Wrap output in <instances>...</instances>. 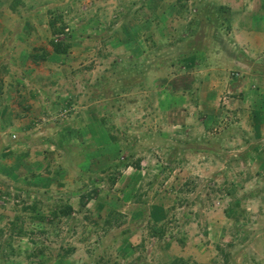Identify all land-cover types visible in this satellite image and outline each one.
Listing matches in <instances>:
<instances>
[{"label": "rangeland", "instance_id": "374dc122", "mask_svg": "<svg viewBox=\"0 0 264 264\" xmlns=\"http://www.w3.org/2000/svg\"><path fill=\"white\" fill-rule=\"evenodd\" d=\"M55 43L67 44L65 53L49 61L58 56ZM15 58L18 73L28 62L24 71L49 72L55 83L24 87L31 103L12 115L29 121L28 136L0 126V151L23 142L47 153L48 129L57 132L50 142L57 148L72 137L75 118L88 114L114 147L103 145L89 166L69 160L64 177L77 178L76 189L55 174L75 210L56 220L45 207L41 228L25 215L13 231L29 234L33 246L0 237V264H264V170L250 151L255 136L264 143L260 112L250 108L264 91V0L2 4L0 69ZM0 184V209L10 213L20 202L14 195L26 205L34 194H7ZM51 195L41 190L37 200Z\"/></svg>", "mask_w": 264, "mask_h": 264}, {"label": "crops", "instance_id": "0c3cea01", "mask_svg": "<svg viewBox=\"0 0 264 264\" xmlns=\"http://www.w3.org/2000/svg\"><path fill=\"white\" fill-rule=\"evenodd\" d=\"M23 0H0V5L5 4L9 6L10 10H16L17 3L22 4ZM46 26H44L45 28ZM40 28V27H38ZM54 30V28H53ZM31 33H25V40H23L26 43V48L21 50V53H25V60L27 61L31 49L29 48V44L31 43L28 41L27 38ZM24 43V44H25ZM2 44V43H1ZM23 44V45H24ZM40 44H45L44 42H40ZM53 46H59L60 49L57 51V55H50V60H55L56 57L62 56L65 51H63L66 45H63V43H55ZM20 44L17 42L15 44L14 49L12 48L10 52V56L14 57L18 55ZM16 48L18 51H16ZM14 50V51H13ZM13 52V53H12ZM12 53V55H11ZM28 56V57H27ZM34 59L38 60H44L43 58L32 56ZM15 60V61H14ZM7 62V65L4 69H0V126L3 128V132H10L11 134H16L17 136H28L27 134H23V131L26 130L28 126L29 121L24 122L23 120H17L15 114L12 115V112L14 110L18 111L19 106L21 105L22 108L27 107L30 104L31 100L28 99L29 96H27V93L29 92L28 88L24 87H31L32 85H37L36 83L38 81H42L41 84L47 85V84H54L55 82L50 81L49 72H37V73H31L24 71L26 69V66H29L30 64L27 62L26 66L23 68L21 73H18V70L15 71L14 66L18 69L19 60L14 59ZM46 63V62H43ZM20 70V69H19ZM55 78H58L55 76ZM53 79V78H52ZM30 82V84H29ZM44 88V87H43ZM25 101L26 103H23ZM250 108L253 114L259 113V116H261V122L258 126L262 127L264 125V91L261 93H256V95H252V102L250 100ZM259 111V112H258ZM74 119V118H72ZM100 121H97V118L91 116L88 114V117H77L75 118V121L72 122V128L74 131H71L70 136L75 137V139H71L72 137H64L65 139L59 140L60 146L56 148L54 147L52 140L55 142V138L57 137V132H54L53 129H48V135H45L44 138H49V141H46L47 144H50L49 147L43 146L42 150H47L43 153L40 152L38 149H30L29 147L23 145L25 143L22 142L21 145H13L11 148L4 149L0 151V182H4L5 186L3 185V190L6 191L8 194H13V191L15 193H19L22 191V189L27 188L28 190H34V194L29 196L27 199L30 202L20 203L21 202V196H15V199H18L20 202L16 205L12 204V206L16 207L17 209L15 212L10 213V207L4 211L0 209V215L3 216L4 220H8V229H0L2 232L1 239H7L11 238L18 239L23 237L24 242H28L29 245L33 246V243H31V237H29V234H25V236L22 235H15L13 231V227H18L22 229V224L25 221L27 217H24L25 215L29 216L30 219H32V222L34 223L35 227L41 228L43 224H41L40 221L47 220L48 217H44L42 212H44L45 207L49 208L48 216H51L53 218L61 219L62 217L59 216V212L61 211H67L69 210H75L74 203L72 204L70 200H68V196L66 195L68 191H66L64 188H61L60 183H54V177L55 174H57L58 180L64 184L67 183L69 177H64L66 174L68 175L70 172L66 171V166L69 164V160L72 158L73 160H80L78 163H74L76 167H83V165L89 166L91 165L95 159L98 158V149L104 148H112L114 147V144L112 143V140L109 139V135L107 132L104 131H97L99 128L97 127V123ZM21 127V128H20ZM260 133L263 134V131L260 129L258 130ZM19 132V133H17ZM33 138V136L29 135ZM69 136V135H68ZM100 138V139H99ZM42 139V141H43ZM255 145L252 150V157L254 159H258L257 166H254L255 168H258L259 171L264 170V161L261 160V158L264 159L263 156H259V152L262 150L264 152V143L261 142L258 137L255 136ZM100 143V141H102ZM110 142V143H109ZM72 143L76 144L75 149H72ZM78 144V145H77ZM3 149V148H2ZM249 151V152H250ZM35 152V153H32ZM249 152L247 154H249ZM43 157V165L41 164L40 157ZM36 160V161H35ZM96 164V162H95ZM91 169L88 171L90 173ZM73 172H78L77 170H73ZM42 176V177H41ZM42 179V182L40 181ZM4 180V181H3ZM53 181V182H52ZM77 178L69 180V182L66 184V188L74 186L78 188L79 183L76 185ZM2 185L0 184V187ZM2 188V187H1ZM41 190H46L50 195L53 190H57L58 196L51 195L50 200L46 201L43 204V200H37L39 199L38 193ZM9 191V192H8ZM3 193V192H2ZM29 195V194H28ZM35 195V198H34ZM33 198V199H32ZM42 203V204H41ZM81 204V201H77V204ZM41 204V205H40ZM85 204V203H84ZM88 204V203H87ZM20 205V206H19ZM22 205V207H21ZM11 207V208H14ZM23 210V212H22ZM29 211V213H27ZM116 212V211H115ZM8 214V215H4ZM42 216V217H40ZM40 217V218H39ZM1 218V217H0ZM37 221L38 224L35 222ZM53 223V222H51ZM10 226V227H9ZM38 230V229H37ZM40 230V229H39ZM41 229V233H42ZM36 231V230H34ZM21 236V237H20ZM22 239V238H21ZM4 245V244H3ZM3 247V246H2ZM0 252H5V250L0 249ZM58 251H56V254ZM2 255V254H1Z\"/></svg>", "mask_w": 264, "mask_h": 264}, {"label": "trees", "instance_id": "16d2710c", "mask_svg": "<svg viewBox=\"0 0 264 264\" xmlns=\"http://www.w3.org/2000/svg\"><path fill=\"white\" fill-rule=\"evenodd\" d=\"M218 9H220L221 11H227V9L224 7V6H220V7H218ZM54 48L56 49V51H58L59 49H60V47L59 46H54ZM58 49V50H57ZM63 51H65V49L63 50ZM60 146V144H59V141L57 142V147H59ZM136 166H138V165H136ZM114 181H112V180H110V182L109 183H107V185H108V187H112L113 185H114ZM91 186H92V188H91V191H93V193L95 194L96 193V191H97V188H98V186H95L94 184H91ZM92 193V194H93ZM88 196V195H87ZM61 214L62 215H65V214H67V211H63V212H59V216H61ZM44 230H42V232H43ZM172 264H188L187 262H185L184 260H182V259H174L173 260V262H172Z\"/></svg>", "mask_w": 264, "mask_h": 264}]
</instances>
